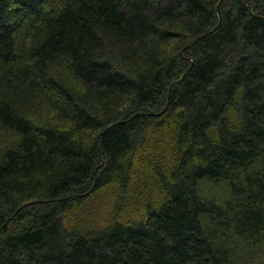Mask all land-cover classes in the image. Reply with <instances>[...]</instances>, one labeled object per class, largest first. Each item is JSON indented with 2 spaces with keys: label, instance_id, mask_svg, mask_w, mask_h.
Instances as JSON below:
<instances>
[{
  "label": "trees",
  "instance_id": "16d2710c",
  "mask_svg": "<svg viewBox=\"0 0 264 264\" xmlns=\"http://www.w3.org/2000/svg\"><path fill=\"white\" fill-rule=\"evenodd\" d=\"M0 140V264H264V0H0Z\"/></svg>",
  "mask_w": 264,
  "mask_h": 264
},
{
  "label": "rangeland",
  "instance_id": "374dc122",
  "mask_svg": "<svg viewBox=\"0 0 264 264\" xmlns=\"http://www.w3.org/2000/svg\"><path fill=\"white\" fill-rule=\"evenodd\" d=\"M2 143V141L0 140V144ZM95 208H97V205L95 204L94 205ZM107 209H108V206H106L105 203H103L100 208H98V212H99V218H98V221L99 223H105L107 222L106 221V218L108 217V214H107Z\"/></svg>",
  "mask_w": 264,
  "mask_h": 264
}]
</instances>
